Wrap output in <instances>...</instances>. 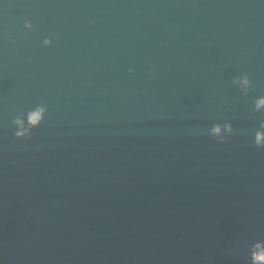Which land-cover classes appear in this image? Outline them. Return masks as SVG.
<instances>
[{
	"label": "water",
	"instance_id": "obj_1",
	"mask_svg": "<svg viewBox=\"0 0 264 264\" xmlns=\"http://www.w3.org/2000/svg\"><path fill=\"white\" fill-rule=\"evenodd\" d=\"M253 7H264V0H0V31L26 24Z\"/></svg>",
	"mask_w": 264,
	"mask_h": 264
},
{
	"label": "clouds",
	"instance_id": "obj_2",
	"mask_svg": "<svg viewBox=\"0 0 264 264\" xmlns=\"http://www.w3.org/2000/svg\"><path fill=\"white\" fill-rule=\"evenodd\" d=\"M25 27L27 28V27H30V26L26 24ZM47 42H48V41L45 40V43H47ZM233 83L236 84L237 82H236V81H233ZM240 83L246 85L247 81H246V79H244V80H242ZM226 131H227V129H226ZM20 135H22V133L20 132L19 129H16V131L14 132V136H16L17 138H19Z\"/></svg>",
	"mask_w": 264,
	"mask_h": 264
}]
</instances>
